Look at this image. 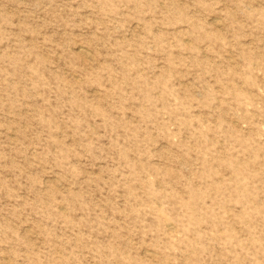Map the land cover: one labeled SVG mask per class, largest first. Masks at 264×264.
Wrapping results in <instances>:
<instances>
[{
  "label": "rangeland",
  "instance_id": "1",
  "mask_svg": "<svg viewBox=\"0 0 264 264\" xmlns=\"http://www.w3.org/2000/svg\"><path fill=\"white\" fill-rule=\"evenodd\" d=\"M124 2L128 7L108 24L96 9L82 6L85 0H39L42 6H37L38 0H0V26L19 31L25 25L36 33L24 36L34 52L25 61L27 69L41 72L42 80L55 79L80 89L79 98L88 106L87 124L80 131L91 128L103 149L95 154L97 159L85 156L83 144L92 134L81 136L76 126L69 127L72 113L65 109L59 113L60 130L49 147L52 152L59 147L74 150L77 155L70 163L80 174L69 177L63 166L42 162L37 156L43 147L35 144L26 148V157H20L12 153L13 145L24 142L20 121L5 105L0 110V154L16 155L17 166L24 165V171L14 174L11 159H0V188L19 177L16 199L0 190V209L16 210L17 205L26 209L15 230L29 250L43 248L51 233L67 237L68 243L57 250L63 257L60 264H264L260 109L237 105L232 96L221 95L211 108L194 106L191 127L158 130L143 123L144 98L127 86L123 74L113 80L104 70L120 72L118 55L125 49L134 53L133 45L145 36L150 22L162 21L173 12L189 23L174 27L156 23L151 32L163 33L168 41L176 37L172 43L196 47L199 55L179 47L170 54L145 52L157 69L152 77H159L171 58L186 65L173 81L178 99L188 93L201 96L205 81L217 92L234 86L253 98L259 90L239 77L248 62L254 69L264 68V25L245 26L235 33L236 0H215V7L208 9L200 6L201 0H140L155 5L154 11L142 12L137 10L138 0ZM243 4L264 8V0H243ZM235 18L243 21L239 15ZM192 25L202 26L209 38L199 43L203 34L194 32ZM4 71L0 68V104L11 91H6ZM254 77L264 86V74ZM26 100L17 113L27 119L30 109L43 100ZM249 111L252 116L245 117ZM221 119L224 135L207 132L209 125L220 128ZM114 141L116 148L111 147ZM121 146L132 149L123 152L124 159ZM37 201L50 205L49 218L33 209ZM4 216L0 212V223ZM0 264H17L16 244L0 242Z\"/></svg>",
  "mask_w": 264,
  "mask_h": 264
},
{
  "label": "clouds",
  "instance_id": "2",
  "mask_svg": "<svg viewBox=\"0 0 264 264\" xmlns=\"http://www.w3.org/2000/svg\"><path fill=\"white\" fill-rule=\"evenodd\" d=\"M128 2L131 3L132 0H128ZM236 3V12L232 14V27L235 33L238 34L245 26L264 25V8L252 9L250 5L245 7L243 0H236ZM37 6H42L39 0ZM82 6L96 9L97 15L102 17L105 23L111 24L120 15L121 10L128 7V4L124 0H95L94 3H89L88 0H85ZM200 6L205 9L214 8L215 0H208L207 3L201 0ZM144 8H149L154 11L155 5L141 3L138 0L137 10L142 12ZM236 15L243 17V21L236 19ZM96 22L100 23L99 21ZM156 23H162L165 27H174L178 24L189 23V21L186 17L169 12L164 20L150 22L145 36L141 41L133 45L135 52L129 54L127 49H125L118 55L117 62L121 66L120 72L107 67L104 69L113 80L117 75L122 73L127 82V86L131 87L133 92H139L141 97L144 98L143 123L145 125H152L158 130H166L174 125H180L181 127L188 125L191 127V122L195 119L191 115L194 111V106L197 108H211L216 103L217 97L221 95L232 96L234 98L233 102L237 105L249 109H260L262 113L261 119L264 120V108L261 107L264 104V99H261V97H264V86L256 83L254 77V74H264V68L254 69L252 68L251 62L247 63V68L239 78L250 87L259 90V95L253 98H248L246 93L236 89L234 86L227 92H217L214 90L213 85L205 81L200 89L202 92L201 96L197 97L188 93L183 98L178 99V92L174 87L173 81L177 75V70L186 65L183 61L177 63L171 58L169 59L168 67L159 70L160 76L153 78L151 73L157 69L151 58L144 56L143 53L167 51L170 54L172 49L179 47L182 51H190L197 56L199 55L196 47L188 48L178 43H172V41L176 40V37H172V41H168L164 38L163 33L154 35L151 32V28L155 27ZM100 27H104V25L101 24ZM192 30L197 34H203L198 40L199 43L209 38L207 34H204L202 26L192 25ZM28 33L36 35L30 27L26 28L25 25H20L19 31L14 30L13 27L0 26V53H2L0 55V68L5 70L4 82L6 84V91L11 90L8 91L7 98L4 102L0 104V110L5 105L10 107V114L17 116L20 121V128L24 139V142H18V146L13 145L12 153L18 154L20 157H26V148L32 147L35 144L38 148L43 147V151L38 153L37 156L42 162H51L57 167L63 166L66 175L69 177L78 176L80 173L70 163L72 156L77 155V153L66 147H59L56 152H52L49 145L53 143V135L60 130L59 122L61 117L59 113H62L65 109L72 113V116L67 120L69 127L76 126V131L81 136H84L85 132L92 134L91 128H85L84 132L80 131L87 124L88 106L84 105L79 98L78 93L80 89L55 79L48 81L42 80L41 72H30L27 69L25 61L30 58V55H34V52H30L29 46L24 43V36ZM33 67L36 68L39 66L34 65ZM8 69H11V72H8ZM21 71H23L22 76L19 75ZM132 72H136L137 75L132 76ZM13 74L17 75V79H11ZM108 82L111 83L112 80ZM128 95L130 94L125 93V97ZM26 98L43 100V104H39L34 109H30V115L27 119L23 116H18L17 113V109L27 102ZM53 103L55 107H53ZM232 111H239V108H234ZM244 116H252V112H245ZM223 127V119H221L220 128L209 125L207 132L224 135L225 133L220 130ZM260 127L264 128V124H261ZM207 132L204 134L206 135ZM261 138L264 139V135ZM29 140L31 143H28ZM97 140L98 138L92 134V138L83 144L84 154L87 158L97 159L95 154L103 151L98 145ZM111 147L116 148L115 141ZM125 151L131 152L132 149L125 150L121 146V159L125 158L123 155ZM12 153L7 155L0 154V159H11L12 165L10 170L14 174H22L24 165L17 166L18 161L16 155ZM18 183L19 177L3 185L0 190L12 194V198L16 199L19 192V189L16 188ZM29 183H32V178H29ZM35 183H39V181ZM32 186L35 187V184H32ZM32 206L34 210L38 211V214L40 212L45 213V219L49 218L47 209L50 205H45L43 201H37ZM0 212L5 213L3 222L0 223V237H3V240L0 242L16 244L17 264H60L63 257L57 254V250L68 243L67 237H55V234L51 233V237L47 238L43 248L29 250L17 238L15 230L17 221H20L21 217L26 214V209L17 205L16 210L3 208L0 209ZM41 234L44 235V233ZM252 259L255 260V256Z\"/></svg>",
  "mask_w": 264,
  "mask_h": 264
}]
</instances>
